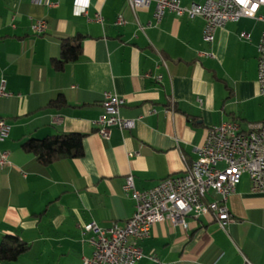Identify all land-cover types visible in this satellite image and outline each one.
I'll return each instance as SVG.
<instances>
[{
    "label": "crops",
    "instance_id": "0c3cea01",
    "mask_svg": "<svg viewBox=\"0 0 264 264\" xmlns=\"http://www.w3.org/2000/svg\"><path fill=\"white\" fill-rule=\"evenodd\" d=\"M153 9L134 13L127 0H0V77L12 94L0 98L9 124L0 151L12 163L0 168V241L10 235L28 246L0 264H83L93 253V234L83 225H122L134 212L122 189L128 173L138 190L150 189L197 159L209 127L237 121L246 129L264 120L257 83L264 21L227 23L210 44L201 17L166 13L149 25ZM97 12L102 24L93 20ZM119 15L125 24H116ZM39 18L47 22L42 35L30 27ZM76 37L80 57L56 70L61 39ZM106 91L123 97L120 116L135 120L130 129L111 127L108 139L94 123ZM59 96L63 102H54ZM61 133L83 135L80 157L43 166L22 148L27 139ZM228 208L232 220L224 228L211 214L187 215L186 227L166 219L139 246L162 264H264V193L251 192L246 174Z\"/></svg>",
    "mask_w": 264,
    "mask_h": 264
},
{
    "label": "built area",
    "instance_id": "2783aa9c",
    "mask_svg": "<svg viewBox=\"0 0 264 264\" xmlns=\"http://www.w3.org/2000/svg\"><path fill=\"white\" fill-rule=\"evenodd\" d=\"M127 1L134 13L137 9L153 4V22L149 25L157 24L166 13L186 15L190 19L201 17L204 20L202 38L210 44L214 41L216 30L227 23L237 22L242 17L264 21V15L259 12L264 8V0H205L202 4L189 6H183L180 0ZM33 2L41 5L45 0ZM93 20L102 24L100 12L95 13ZM116 24H125L121 15L117 17ZM30 27L34 34L42 35L46 32L47 22L39 18L31 21ZM241 37L249 39V35L244 32ZM257 51V83L259 93L264 96V31ZM160 60L166 67L162 56ZM161 79L162 75L158 74L156 80ZM11 95L6 89L5 79L0 77V98ZM124 103L125 99L118 94L104 92V111L94 121L102 138L108 139L111 127H118L121 131L134 127L135 120L120 116V108ZM8 133L9 124L0 115V141ZM196 152L197 159L186 164L183 172L167 176L147 190H138L133 174L128 173L122 189L125 196L133 200L134 212L122 225L100 227L94 221L83 225V233L93 234L90 239L93 253L90 258L84 259L83 264H135L143 258L162 264L153 252L145 254L139 246V242L149 236L155 223L167 219L173 225L186 227L187 215L197 218L211 214L224 228L232 220L228 200L243 174L250 180L251 192L264 193V120L251 123L246 129H241L237 121L213 125L207 129L204 141L196 147ZM138 154L137 151L128 153L129 156ZM11 164L9 153L0 151V168ZM21 172L25 174L23 170Z\"/></svg>",
    "mask_w": 264,
    "mask_h": 264
},
{
    "label": "trees",
    "instance_id": "16d2710c",
    "mask_svg": "<svg viewBox=\"0 0 264 264\" xmlns=\"http://www.w3.org/2000/svg\"><path fill=\"white\" fill-rule=\"evenodd\" d=\"M81 38H63L60 41V51L56 58L52 59V65L56 70H62L66 64L76 61L81 55ZM63 102L59 96L54 102ZM83 135L79 133H61L47 136L42 139H27L22 143V148L32 152L40 165L51 162L80 157L83 153ZM27 244L18 237L6 235L0 241V260L16 259L26 251Z\"/></svg>",
    "mask_w": 264,
    "mask_h": 264
},
{
    "label": "rangeland",
    "instance_id": "374dc122",
    "mask_svg": "<svg viewBox=\"0 0 264 264\" xmlns=\"http://www.w3.org/2000/svg\"><path fill=\"white\" fill-rule=\"evenodd\" d=\"M259 107H260V112L263 114L264 113V101L259 103Z\"/></svg>",
    "mask_w": 264,
    "mask_h": 264
}]
</instances>
